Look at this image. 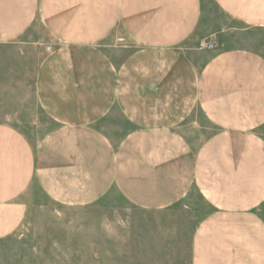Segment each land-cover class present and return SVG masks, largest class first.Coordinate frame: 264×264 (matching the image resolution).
<instances>
[{"label": "crops", "instance_id": "1", "mask_svg": "<svg viewBox=\"0 0 264 264\" xmlns=\"http://www.w3.org/2000/svg\"><path fill=\"white\" fill-rule=\"evenodd\" d=\"M210 1L264 28V0ZM202 17L203 0H0V43L36 23L50 38L35 95L53 123L33 143L0 122V238L34 188L67 206L114 193L146 211L196 192L210 211L190 263L264 264V56L199 49L217 32Z\"/></svg>", "mask_w": 264, "mask_h": 264}, {"label": "rangeland", "instance_id": "2", "mask_svg": "<svg viewBox=\"0 0 264 264\" xmlns=\"http://www.w3.org/2000/svg\"><path fill=\"white\" fill-rule=\"evenodd\" d=\"M201 27L217 31L202 38L208 42L264 56V28L228 20L210 0H203ZM49 41L36 23L20 38L0 43V122L33 143L53 127L35 95L36 70ZM120 42L115 34L105 44ZM260 132L264 136V125ZM209 211L196 192L164 210L146 211L114 193L85 206H67L34 188L22 224L0 238V264H191L192 231ZM258 213L264 220V203Z\"/></svg>", "mask_w": 264, "mask_h": 264}, {"label": "built area", "instance_id": "3", "mask_svg": "<svg viewBox=\"0 0 264 264\" xmlns=\"http://www.w3.org/2000/svg\"><path fill=\"white\" fill-rule=\"evenodd\" d=\"M212 47H213V43L208 42L207 39L200 40L199 45H198L199 49H210ZM47 49H49V47H47Z\"/></svg>", "mask_w": 264, "mask_h": 264}]
</instances>
